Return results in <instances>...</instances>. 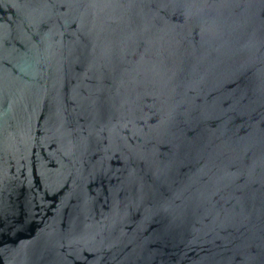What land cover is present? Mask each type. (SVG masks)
Listing matches in <instances>:
<instances>
[{"label":"water","instance_id":"95a60500","mask_svg":"<svg viewBox=\"0 0 264 264\" xmlns=\"http://www.w3.org/2000/svg\"><path fill=\"white\" fill-rule=\"evenodd\" d=\"M0 264H264V0H0Z\"/></svg>","mask_w":264,"mask_h":264}]
</instances>
